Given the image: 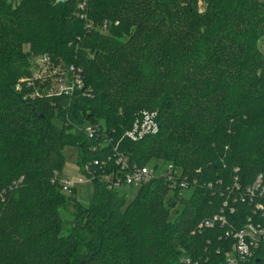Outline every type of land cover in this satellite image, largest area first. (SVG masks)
<instances>
[{"label": "trees", "instance_id": "1", "mask_svg": "<svg viewBox=\"0 0 264 264\" xmlns=\"http://www.w3.org/2000/svg\"><path fill=\"white\" fill-rule=\"evenodd\" d=\"M83 1L0 0V264H224L228 232L264 230L247 193L264 188V0H87L86 20ZM30 57L84 89L33 96ZM145 111L158 133L129 140ZM68 148L87 207L63 191ZM120 156L154 174L129 204L105 180ZM240 264H264V238Z\"/></svg>", "mask_w": 264, "mask_h": 264}, {"label": "built area", "instance_id": "2", "mask_svg": "<svg viewBox=\"0 0 264 264\" xmlns=\"http://www.w3.org/2000/svg\"><path fill=\"white\" fill-rule=\"evenodd\" d=\"M87 0H84L79 9L82 12L81 19L86 20L87 18ZM58 69L56 70V72ZM70 71H74L73 68ZM84 85L79 75L70 76L67 72V75L63 74L58 81V94L65 96H71L76 91H82ZM159 131V124L157 120V114L155 112H142L136 118L133 127L130 131L125 134V137L131 141L137 142L140 141L143 137L149 135H155ZM86 132L90 138H93L97 131L93 127H88ZM117 166L121 167L125 172L122 178L116 176L112 173L110 176H106L105 180L112 183V188L118 190L122 186L133 187L135 184H142L150 181L154 178V174L147 168H139L137 166L129 167L127 158L120 156L117 160ZM169 175V174H168ZM112 178V179H111ZM113 178L115 181L113 182ZM172 179V178H171ZM63 191L67 194L73 192L74 184L70 183L68 180L62 181ZM184 191L189 190V186L186 183H182L179 186ZM247 193L250 196L259 194L260 197L264 198V188L261 186V180L258 179L257 182L247 189ZM257 209L260 212H264V205H258ZM219 223L221 226L226 224V219L224 217H214L212 220H207L199 225L198 231L203 229H212ZM227 238L231 239L232 243L229 247L230 251L226 255L224 264H240L244 262L247 258L253 256L256 251L258 241L261 238H264V230L259 227H255L253 223L249 222L242 230L236 232H228L226 234ZM186 264H192L190 260L186 261ZM199 264V263H195Z\"/></svg>", "mask_w": 264, "mask_h": 264}, {"label": "rangeland", "instance_id": "3", "mask_svg": "<svg viewBox=\"0 0 264 264\" xmlns=\"http://www.w3.org/2000/svg\"><path fill=\"white\" fill-rule=\"evenodd\" d=\"M19 1V0H17ZM204 4H199L200 13L204 11ZM23 52L26 54L29 53V47L26 46L23 49ZM30 64V71L32 74L31 81L36 83V87L33 90L32 95L37 97L38 95H43L48 93L49 91L57 92L58 93V81L61 75H67V71L64 69L62 70L60 67L57 68L58 71L56 72V67H51L48 62L44 60V58H34L30 57L29 59H25ZM27 79H25L26 81ZM20 82V81H19ZM33 87V85H32ZM17 91L21 90L22 88L16 87ZM66 155V165L63 170V180H68L70 183L74 184V198L78 202V204L82 206H89L90 200L93 193V187L90 181L85 179L79 171V167L77 165L78 157L75 148H68L65 151ZM140 184H135L133 187L122 186L120 194L125 197L126 203L129 204L138 194L140 189ZM177 207L171 210L170 220H173L175 217V210ZM74 209L72 206H67V209L61 213V216L64 221L71 220L73 218ZM147 226V225H146ZM142 229V228H141ZM64 233H67V226L64 227ZM139 251L137 254V261H141L145 259V252L146 244L144 240L140 241ZM182 247H179L181 250Z\"/></svg>", "mask_w": 264, "mask_h": 264}]
</instances>
